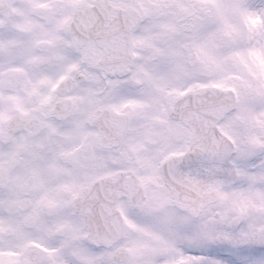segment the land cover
<instances>
[{"label": "snow or ice", "instance_id": "1", "mask_svg": "<svg viewBox=\"0 0 264 264\" xmlns=\"http://www.w3.org/2000/svg\"><path fill=\"white\" fill-rule=\"evenodd\" d=\"M9 7L0 264H264V0Z\"/></svg>", "mask_w": 264, "mask_h": 264}, {"label": "flooded vegetation", "instance_id": "2", "mask_svg": "<svg viewBox=\"0 0 264 264\" xmlns=\"http://www.w3.org/2000/svg\"><path fill=\"white\" fill-rule=\"evenodd\" d=\"M22 0H16L14 3H21ZM11 3L9 1L5 2V6L3 10L0 11V17L7 16L9 17L12 21H21L22 22V16L18 15L19 10L15 8L9 7Z\"/></svg>", "mask_w": 264, "mask_h": 264}]
</instances>
